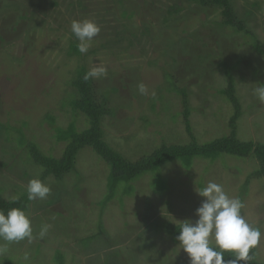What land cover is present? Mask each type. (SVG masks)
<instances>
[{"label":"rangeland","instance_id":"rangeland-1","mask_svg":"<svg viewBox=\"0 0 264 264\" xmlns=\"http://www.w3.org/2000/svg\"><path fill=\"white\" fill-rule=\"evenodd\" d=\"M51 1L14 0L22 8L17 11V5H8L11 1L0 0V35L6 39L0 38V120L13 123L26 119L35 135L33 141L43 152L59 157L68 143L60 139L68 127L76 132L90 127L86 116L76 114L71 106L76 97L70 86L76 62L59 61L61 48L71 39L77 40L71 32L72 21L84 19L101 28L85 54V63L89 70L101 64L108 70L107 77L94 79L96 99L101 102L104 95L110 101L107 108L114 113L104 118L105 139L126 159L136 161L163 146L204 145L229 136L234 107L221 93L228 87L222 63L233 68L242 104L238 138L264 144V104L253 94L264 84V56L254 48L256 42L264 46V0H231L239 18L250 16L246 20L250 35L218 28L221 11L195 2L186 4L180 20L172 23L173 29L177 28L174 36L173 29L164 25V16L177 0H127L126 9L134 12L131 19L122 17L116 0H85V9L76 10L71 6L76 0H55L57 7H52ZM23 13L31 17L26 21L28 28L20 19ZM18 16V31L5 32V20L16 21ZM125 29L126 35L140 37L141 44H131L125 34L117 35ZM141 82L148 86L149 95L138 92ZM176 87L187 92L194 137L186 132L181 114L183 96L176 93ZM6 147L3 154L9 159L13 148ZM23 159L27 176L37 178L42 169L28 163V157ZM75 166L77 172L73 171L65 184L53 177L47 179L45 184L52 190L47 199L31 202L28 216L43 218L32 226L37 238L26 243L0 240L8 249L0 254V264H56L58 252L64 264H104L115 252L120 264H190L188 254L164 227L155 232L153 226L147 231L146 225L158 221L173 227L185 220L195 222L196 210L205 199L198 190L209 182L222 185L230 197L240 199L246 221L264 233V180L250 178L259 168L253 157L223 154L215 161L197 157L189 168L181 160L167 161L135 184L122 183L114 190L109 187L108 165L91 148L78 153ZM0 182L23 188L28 185L25 178L7 170H0ZM112 192L114 198L105 201ZM57 200L59 203L50 206ZM40 206L45 208L40 210ZM44 224L50 228L40 239ZM100 226L107 235L98 238ZM255 250L258 261L264 263V235Z\"/></svg>","mask_w":264,"mask_h":264},{"label":"trees","instance_id":"trees-1","mask_svg":"<svg viewBox=\"0 0 264 264\" xmlns=\"http://www.w3.org/2000/svg\"><path fill=\"white\" fill-rule=\"evenodd\" d=\"M1 1H5V0H1ZM7 1L8 2L11 1V3L8 4L9 6L11 5L12 7H14L15 5H17L18 7L17 11L19 9H22L19 6V4L14 2V0H7ZM42 1L43 0H39V2ZM85 2H86L85 0H76V2L71 3V6L75 10L77 7L79 9H83V8L85 9ZM126 2L127 0H116L117 6H119L118 8H120L122 11V17L131 19L134 16V12L126 9L125 7ZM195 2L198 3L200 6H202L203 8L212 7L215 10L217 9L221 11L222 21L216 22L217 25H219L218 28L220 29L227 28L229 30L231 29L234 35L238 33H244L246 35L251 34L246 27L247 26L246 20L250 16L248 17L246 14V16H244L243 18H239L233 7V3L231 0H177L174 4L168 6V8L166 9V15L164 16V25H166V28L173 29L172 23L175 24L180 20L179 17L181 13L185 11L184 10L185 5ZM153 3L154 1H152V4ZM50 4L52 7L58 6V2L55 0H52ZM20 16H21L20 19L25 20V22L28 20L30 21L31 19V17H28L27 13H23ZM7 17L9 16H6V18ZM32 19H34L33 16ZM18 20H19V16L16 18V21H13V19H11L8 20V22H6L5 20V26L3 27L4 31L9 34L10 33L14 34L16 31H18V27H17L19 25ZM34 25L36 26V24ZM25 26H27V22ZM127 30L128 29L118 32L117 35L121 36L125 34L123 36H127L131 41V44H141L142 40H140V37H138L137 35H131V36L126 35ZM176 30L177 28L173 29L174 32V34H172L173 36L177 34ZM183 33H187V32L183 31ZM3 36L4 35L2 36L0 35V38L2 40L4 39ZM131 37L133 40H131ZM183 39L186 40L188 38L184 37ZM146 44H151V43L146 42ZM77 45H78V40H75L74 38L71 39L70 44H68V46H66L65 48H61L59 61L76 62L77 67L75 70H73L74 78L70 82V86H72L75 90L76 97L71 101V106L76 114L79 115V113H81L84 116H86L90 127L80 132H76L74 127L71 128L68 127V129L62 133V137L60 138L62 139L61 141H65V142L68 141L65 150L59 157H51V155L48 154L49 151L43 152L41 147H39V144L33 141V136L35 135L31 134L32 129L30 130L29 128L30 126H28V122L26 119L21 120V122L14 120L13 123H10L8 121L9 119H7L6 117L7 119L6 122L0 120V153L3 155L0 158V170H7L13 176L20 179L25 178L26 182L29 183L31 179H34L36 177L33 178V175H30L31 173L29 174L30 176L28 177L27 172L29 171L26 169V166L23 167L25 165L23 162L24 160L23 158L28 157V161H27L28 163L32 162L34 167L37 166L38 168L40 167L42 169L41 173L37 176L36 179H40L42 182L45 183L47 179L53 177L54 181L56 179L58 182L65 184L67 179L69 178V175L73 173V171H76L75 165H76V158L78 156V153L83 148L89 147L108 165L109 170L106 172L107 174H109L108 176L109 187L112 188L113 190L116 189L122 183L129 185L135 184L148 173L156 172L159 169V167L167 161L181 160L189 168L192 165L193 160L197 157H203L215 161L220 155L223 154H227L239 158L253 157L257 159L259 168L257 171L252 173L250 178L255 177L264 180V144L255 143V142H243L238 138V132H237L238 122L243 115V111H242V104L236 92V85H235L236 82L232 75V71H233L232 66H229L226 63L221 64V66L225 69V75L228 79V87L225 90H222L221 93L222 95L226 96V98L231 102V104L234 107V114L229 122V127L231 130L229 136L223 137L221 139H217L216 141L204 145L193 142L187 146H172V147L163 146L162 148L154 151L153 153H150L148 155H142L136 161H130L126 159L122 153L112 148L105 139L106 133L103 128L104 118L107 115L113 116L114 113L113 111L107 108V104L110 103V101L108 99H105L104 95H102L103 101L99 102L96 99L94 79L89 80L87 82L84 81L83 77L86 74V72L89 71V69L85 63L86 56L85 54H81L78 51ZM130 47L133 46L130 45ZM254 48L260 55L264 56V46L262 44L256 42L254 44ZM23 58L25 57H22L21 59ZM29 60H30L29 58H26V61ZM57 69H59V66L57 67ZM55 70L56 69H54V71ZM175 90L177 94L179 95L181 94L183 96L184 110L181 114L185 121L184 123L186 126V132L190 136L194 137L192 133V125L190 121V117L192 115V108L189 105L187 92L185 88L178 89L176 87ZM47 120L48 119H46V121ZM52 127L54 128L55 131L56 127L54 125H52ZM1 141L4 142L1 143ZM50 143L48 145L46 144L43 145L49 146ZM4 144H6V146H12L13 148V150L11 151V154L13 155L12 157L14 156L17 157L20 154V157L22 158L19 157L12 160V157L9 156V159L7 158L5 159L4 154L7 153V147ZM46 148L49 149V147ZM10 185L11 186H6L1 184L0 182V210H3L4 213L7 214V212L12 208H19L23 210L26 213V215H28L30 204L33 200L28 199V194L26 191L27 187L25 188L20 186L18 187L17 185L11 183ZM249 185H250V179L244 185L243 188L244 195L247 194ZM4 188L7 190L6 194L4 193ZM163 189L164 187H162L161 190ZM125 193H126V189H125ZM62 194L63 193L61 191L60 196ZM113 194L114 193L112 192L105 201L107 202L111 201V199L114 198ZM107 202H104L103 204L107 205L108 204ZM56 203H59V201L58 200L52 201L50 203V206L55 205ZM47 206L48 205H45V207ZM45 207L40 206L39 209L43 210ZM29 218L31 221V226L34 225V221L36 219L38 220L43 219L39 215H36V217H34L33 219L31 217ZM161 223H158V221L150 222V224L148 223L146 225L147 226L146 229L148 231L149 229L148 227L153 226L154 228L151 229L154 230L155 232L157 231L159 232V230H161V227H164L168 235L171 236L173 242L179 244L180 242L176 240L175 237L179 235L180 226L169 227L168 224L165 223L161 224ZM99 232L100 233L98 234V238H100V236L102 237L107 235L106 233L107 231L104 229V226H100ZM98 238L95 239L98 240ZM110 239L111 238L109 237L107 240ZM28 241L29 240L27 239L23 240L24 243ZM109 243H112V241L110 240ZM41 246H42L41 244L38 246V250H39L38 252H40ZM105 247L109 249L107 245H105ZM250 255H253V259L250 261V264H264L258 261L255 249L251 250ZM231 256H232L231 253H225V259L234 258ZM55 261L56 264H64V258L60 252L57 253L55 257ZM7 264H12V263H7ZM104 264H120L118 252H115V254L111 255L109 257L108 263H104ZM240 264H244V262H240Z\"/></svg>","mask_w":264,"mask_h":264},{"label":"clouds","instance_id":"clouds-1","mask_svg":"<svg viewBox=\"0 0 264 264\" xmlns=\"http://www.w3.org/2000/svg\"><path fill=\"white\" fill-rule=\"evenodd\" d=\"M100 31V26L90 19L73 20L71 23V32L78 40L81 54L88 52ZM107 75V68L101 64L92 67L83 79L87 82ZM137 88L141 95H149L148 86L143 82ZM253 94L264 104V84L256 87ZM151 95L155 98L156 93L153 91ZM26 191L29 200H45L52 190L40 179L34 178L29 181ZM198 194L205 198L196 210L198 219L195 222L183 221L179 235L175 237L188 254L190 264H250L253 259L250 251L259 245L264 233L246 221L241 212L243 202L230 197L222 185L215 182H209L198 190ZM49 228L50 225L44 224L38 238L43 239ZM35 238L30 218L23 210L12 208L7 214L0 210V240L12 243ZM7 243L0 244V254L7 252ZM225 253H231L234 258L225 259ZM24 259L28 260V256L25 255Z\"/></svg>","mask_w":264,"mask_h":264}]
</instances>
